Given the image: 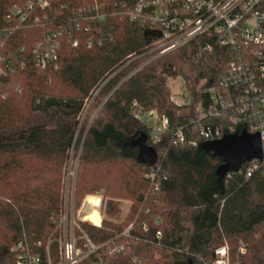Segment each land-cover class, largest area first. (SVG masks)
Listing matches in <instances>:
<instances>
[{
	"label": "trees",
	"instance_id": "16d2710c",
	"mask_svg": "<svg viewBox=\"0 0 264 264\" xmlns=\"http://www.w3.org/2000/svg\"><path fill=\"white\" fill-rule=\"evenodd\" d=\"M47 1L41 8L35 0H0L1 22L14 9L29 17L0 49V264L34 258L64 264L59 226L73 149L79 153L74 209L87 197L92 207L84 220L99 216L101 193L102 202L131 203L123 222L77 221L76 248L85 256L77 264H204L225 243L233 262L243 243L240 261L264 264V177L230 173L221 185V162L201 149L197 133L183 145L173 141L175 129L198 120L205 91L217 88L230 51L217 44L207 51L202 36L163 56L152 53L159 40L147 42L149 26L141 20L166 7L161 0ZM62 27L71 37L54 40L57 68L37 67L34 51ZM11 62L14 71L5 69ZM176 79L191 99L185 106L171 101L168 81ZM91 100V111L101 109L81 131ZM138 110L167 118L159 141ZM144 136L158 155L154 166L141 164L132 147Z\"/></svg>",
	"mask_w": 264,
	"mask_h": 264
},
{
	"label": "built area",
	"instance_id": "2783aa9c",
	"mask_svg": "<svg viewBox=\"0 0 264 264\" xmlns=\"http://www.w3.org/2000/svg\"><path fill=\"white\" fill-rule=\"evenodd\" d=\"M161 2L166 7L156 9L150 17L141 20L142 25L149 26L148 30L162 33L152 53L163 56L202 36L207 39V51H212L215 44L230 51L228 67L219 76L217 88L205 91L207 102L198 107V120L191 127H179L173 131L174 145L187 143L195 133L203 144L221 140L225 135L240 134L244 130L249 134L264 135V0ZM34 3L41 8L49 6L47 0H35ZM34 3L29 5L30 9L34 7ZM98 17L93 16L91 19L102 18ZM28 24V14L18 9H14L13 14L4 22L0 20V49L5 48L7 40L14 33ZM35 25H38V21H35ZM88 31L89 29H86V32ZM62 33L71 37V31L62 27L57 33L53 32L48 36V42L44 46L36 48L33 56L37 67L57 68L60 43L54 40ZM77 45L78 41L74 40V46ZM0 62H3V59H0ZM5 69L14 71L13 62L6 64ZM2 72L3 68L0 66V73ZM171 101L177 106H185L191 99L183 89L179 95H172ZM138 114L144 115L145 122L150 119L156 121L157 125L149 126L152 128L153 139L159 141L168 129L167 118H162L155 112L144 114L141 110H138ZM261 138L264 143V136ZM192 144L197 145L196 138L192 140ZM239 172L246 178L256 173L264 177V157L262 163L253 160L244 164ZM229 176L230 174L227 177ZM150 179L154 181L155 175H151ZM88 244L91 253L97 250L89 241ZM61 252L64 264H77L85 257L83 252L76 248L74 232L70 240L65 237ZM245 255L246 248L240 245L238 261L235 264H243L240 257ZM29 260L30 264L38 262L35 258ZM204 264H232L230 246L225 243L216 249L212 260Z\"/></svg>",
	"mask_w": 264,
	"mask_h": 264
},
{
	"label": "rangeland",
	"instance_id": "374dc122",
	"mask_svg": "<svg viewBox=\"0 0 264 264\" xmlns=\"http://www.w3.org/2000/svg\"><path fill=\"white\" fill-rule=\"evenodd\" d=\"M168 88L171 91V97L179 95L181 91L184 89V83L181 79L176 80H169L168 81ZM94 100V99H93ZM93 100L86 103V106L84 108V114L83 118L81 120L80 129L82 131L83 126L85 122L88 124H91L94 118L97 116L98 112L100 111L101 107H99L97 110L93 109L91 111V106L93 103ZM179 101V100H178ZM139 117L145 122L144 115H139ZM147 125H157L156 121L154 119L146 120L145 122ZM80 131V132H81ZM82 133V132H81ZM78 155L79 153L76 152L75 149H73L70 153V159L67 166V177H66V185H65V204H64V214L61 221V224L59 226V245L61 249V244L64 243L65 237L70 240V236L73 234L74 229L77 227V221H85L83 217L92 211V207L87 204L88 198L87 197L83 202L82 205L78 210L74 209V183L77 176V169H78ZM102 193L99 195V198L101 199V206L99 209H97L102 221L108 219L115 222H123L130 211L131 203L128 201H113L109 199H105L102 202ZM91 197H98V196H91ZM97 217V216H96ZM95 218V217H94ZM99 218V220H101ZM92 225H95L92 221H86ZM97 226V225H95ZM240 245H245L243 243H240L238 245V249ZM238 261V258H236L233 262L231 259V263L235 264Z\"/></svg>",
	"mask_w": 264,
	"mask_h": 264
},
{
	"label": "water",
	"instance_id": "95a60500",
	"mask_svg": "<svg viewBox=\"0 0 264 264\" xmlns=\"http://www.w3.org/2000/svg\"><path fill=\"white\" fill-rule=\"evenodd\" d=\"M144 37L148 43L153 39H160V31L147 30ZM259 133L249 134L245 130L240 134L225 135L221 140L206 142L201 149L212 154L221 162L216 170L218 183L225 184L226 177L230 173H238L242 166L253 160L261 161L264 157V143ZM132 147L138 149L137 160L141 164L154 166L158 161L156 151L147 146V138L144 136L132 143Z\"/></svg>",
	"mask_w": 264,
	"mask_h": 264
},
{
	"label": "bare ground",
	"instance_id": "6f19581e",
	"mask_svg": "<svg viewBox=\"0 0 264 264\" xmlns=\"http://www.w3.org/2000/svg\"><path fill=\"white\" fill-rule=\"evenodd\" d=\"M100 206H101V204H100ZM100 206H99L98 208H100ZM92 222H93L95 225H98L99 222H100V220H99V216L95 217V218L93 219ZM100 226H101V225H100Z\"/></svg>",
	"mask_w": 264,
	"mask_h": 264
},
{
	"label": "crops",
	"instance_id": "0c3cea01",
	"mask_svg": "<svg viewBox=\"0 0 264 264\" xmlns=\"http://www.w3.org/2000/svg\"><path fill=\"white\" fill-rule=\"evenodd\" d=\"M99 198V197H98ZM100 199V198H99ZM100 203H101V199H100V202H99V206H100ZM97 209H99V208H97ZM98 215H99V213H98ZM99 218L101 219V217H100V215H99ZM89 219H85V221H88ZM90 221V220H89ZM101 221H102V219L100 220V222H99V224L97 225L98 227L101 225Z\"/></svg>",
	"mask_w": 264,
	"mask_h": 264
}]
</instances>
